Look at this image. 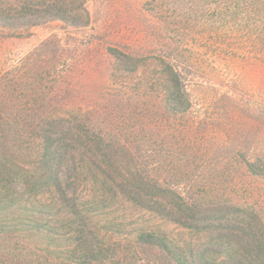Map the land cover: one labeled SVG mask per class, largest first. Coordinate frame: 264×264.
I'll return each mask as SVG.
<instances>
[{
    "label": "rangeland",
    "instance_id": "rangeland-1",
    "mask_svg": "<svg viewBox=\"0 0 264 264\" xmlns=\"http://www.w3.org/2000/svg\"><path fill=\"white\" fill-rule=\"evenodd\" d=\"M52 1L0 0V204L5 197L17 201V207L0 213V228L28 224L35 217L36 240L52 245V253L39 254L50 255V264H76L71 252L80 228L73 217L50 212L32 218L19 209L27 208L26 191L36 181L53 183L30 155L27 137L18 139L11 129L14 109L28 114L42 107L65 108L79 117L89 114L93 128L107 140L128 141L130 151L142 157L140 170L158 186L177 189L185 199L192 194L207 210L233 207L225 217L211 215L215 210L202 214L191 226L121 197L92 209L93 177L70 171L65 178L76 182V197L86 209L96 210L88 226L97 246L110 251L100 264H180L170 253L139 244L144 233L165 238L183 264H260L250 253L260 244L264 250V173H250L248 164L259 160L264 172V65L247 60L252 44L237 40L233 49L220 51L212 38L190 40L193 27L163 28L154 0H90L92 19L86 27L41 17L34 26L4 25L9 18L38 16ZM174 7L177 11L170 13L190 17L193 12L195 19L202 14L186 3ZM199 22L195 31L206 25ZM164 62H175L183 72L187 111L173 110ZM25 120L30 117L17 119ZM118 164L125 176L134 170L122 158ZM113 180V186L120 182ZM46 192L40 199L50 202L53 194ZM67 192L72 196L73 187ZM166 200L182 204L177 198ZM226 253L239 259L234 255L228 261Z\"/></svg>",
    "mask_w": 264,
    "mask_h": 264
},
{
    "label": "trees",
    "instance_id": "trees-1",
    "mask_svg": "<svg viewBox=\"0 0 264 264\" xmlns=\"http://www.w3.org/2000/svg\"><path fill=\"white\" fill-rule=\"evenodd\" d=\"M89 1L53 0L43 5V11L39 12L38 16L29 15L28 18L23 19L9 18L3 20L4 25L13 28L34 26L38 22L36 17H41L46 20L60 19L76 28L86 27L92 19L88 9ZM154 2L156 3L157 20L163 28H196L201 25L199 21L202 20L206 24L205 27L197 31L190 28L191 32L188 34L190 40H194L195 37L212 38L214 43L221 48L220 51L230 50V47L233 49V41L242 40L240 42L242 45L251 43L252 50L250 53L247 52V60L255 59V62L264 65V0H154ZM180 3L197 7L202 13L201 16L195 19L193 12L190 17L175 14L173 11L169 12L172 8L177 11L174 6ZM188 21L192 26L186 24ZM252 53H256V56L249 57ZM216 54L220 52L217 50ZM191 59L190 55L188 62H191ZM182 60L186 61V58ZM164 63L163 71L167 77L169 97H171L169 99L175 106L173 110L187 111L189 106L182 107L183 97L185 103H190L188 88L183 81V72L175 62ZM54 112L58 116H55ZM12 114L16 121L11 129L18 139L27 137V149L30 150V155L39 159L45 168L47 182L53 183V186H48V183L41 182L42 179L36 181L26 191L28 194L25 203L27 208L20 206L19 209L29 212L32 218L35 215L42 216L50 212L53 216L65 212L73 217L80 228L78 246L71 252L72 257L77 260L76 264H100L102 258L110 257V251L97 246L95 234L88 226L89 215L96 210L86 209L84 207L86 205L76 197V182L72 183L70 179L65 178L70 171L74 173L78 171L81 175L90 174L93 177L95 187H93L91 200H89L90 206L95 207L92 209L104 207L107 201L121 197L135 206L184 226H187V223L190 226L193 225L196 218L213 210L215 212L211 215L218 218L225 217L233 211L232 206H217L215 209L207 210L209 206L201 203L196 196L191 194L189 199H185L177 189L155 184L152 176L144 175L140 170L141 166L138 161L141 156L130 151L128 141L121 138L107 140L100 131L93 128L89 114L79 117L75 111L69 109L52 111L47 107L30 110L28 114L24 110L14 109ZM24 117H30V120H25L24 123L17 121ZM119 158L124 159L126 167L134 168V170H129L127 176L118 164ZM258 162L259 160L248 164L249 172L254 175H263V170L259 171L261 166ZM111 180L116 183L120 182L113 186L109 183ZM70 183L73 185L70 186ZM72 187L74 192L71 196L67 191H70ZM45 191H51L53 194L50 202L42 200ZM41 196L42 199H40ZM166 198H177L182 201V204L168 201ZM4 199L6 202L0 204L2 205L0 206L1 214L17 207V201L8 202L6 197ZM38 222L39 219L34 217L28 224L14 225L7 229L0 228V264L12 260L17 264L51 263L50 255L41 256L39 254L52 253L50 252L52 245L36 240L35 233L39 231ZM138 240L139 244L144 247L170 253L178 263L183 264L180 255L173 251L166 239L160 235L144 233L139 236ZM257 248L250 254L254 261L264 264L262 263L264 250L261 244ZM226 254L228 261H232L236 255ZM235 263H238L237 260Z\"/></svg>",
    "mask_w": 264,
    "mask_h": 264
}]
</instances>
